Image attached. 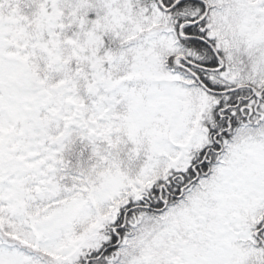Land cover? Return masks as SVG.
Segmentation results:
<instances>
[{"label":"snow or ice","instance_id":"6c2138e0","mask_svg":"<svg viewBox=\"0 0 264 264\" xmlns=\"http://www.w3.org/2000/svg\"><path fill=\"white\" fill-rule=\"evenodd\" d=\"M0 264H264V0H0Z\"/></svg>","mask_w":264,"mask_h":264}]
</instances>
